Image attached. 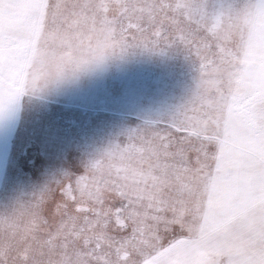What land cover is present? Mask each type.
<instances>
[{"label": "snow or ice", "instance_id": "1", "mask_svg": "<svg viewBox=\"0 0 264 264\" xmlns=\"http://www.w3.org/2000/svg\"><path fill=\"white\" fill-rule=\"evenodd\" d=\"M134 50L190 94L0 215V264H264V0H0V120Z\"/></svg>", "mask_w": 264, "mask_h": 264}, {"label": "rangeland", "instance_id": "2", "mask_svg": "<svg viewBox=\"0 0 264 264\" xmlns=\"http://www.w3.org/2000/svg\"><path fill=\"white\" fill-rule=\"evenodd\" d=\"M197 75L181 51L134 50L23 98L0 120V215L61 173L82 174L88 160L129 130L166 119L188 97Z\"/></svg>", "mask_w": 264, "mask_h": 264}]
</instances>
